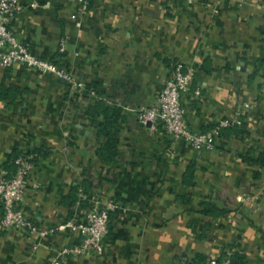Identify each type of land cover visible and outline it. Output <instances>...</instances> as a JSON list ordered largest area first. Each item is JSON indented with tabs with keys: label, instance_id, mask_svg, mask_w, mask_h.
<instances>
[{
	"label": "crops",
	"instance_id": "obj_1",
	"mask_svg": "<svg viewBox=\"0 0 264 264\" xmlns=\"http://www.w3.org/2000/svg\"><path fill=\"white\" fill-rule=\"evenodd\" d=\"M21 1L16 36L81 81H98L121 118L117 156L103 161L105 138L86 118L81 91L23 66L0 67V171L42 154L32 175L40 187L28 185L21 204L29 226L0 232V264H196L198 254L206 264L226 256L264 264V0H88L79 21L76 2ZM179 61L195 69L183 97L190 128L229 121L212 150L139 120ZM80 186L116 203L101 259L60 253L80 241L57 229L83 219ZM248 195L259 197L255 208L240 198Z\"/></svg>",
	"mask_w": 264,
	"mask_h": 264
},
{
	"label": "built area",
	"instance_id": "obj_2",
	"mask_svg": "<svg viewBox=\"0 0 264 264\" xmlns=\"http://www.w3.org/2000/svg\"><path fill=\"white\" fill-rule=\"evenodd\" d=\"M79 4V12L72 15L78 19L88 8V0H69ZM188 4H195L199 0H181ZM24 11L21 0H0V67L23 66L38 72L41 75H51L55 78H63L74 89L82 91L85 84L74 73L59 66L52 60H47L36 55L32 49L24 44L16 36L11 24L18 21ZM79 25V23L77 22ZM66 41L59 43V51L65 52ZM195 77V69L187 66L183 61L176 62L170 78L162 88L157 103L139 110V120L155 128L159 123L166 132L176 139L185 140L194 150L202 152L212 150L215 140L219 137L221 129L229 125V121L221 120L217 126L207 130L193 131L186 117V109L183 102L184 95L190 91ZM95 94L93 91L91 92ZM32 156H19L15 159L14 171L2 169L0 171V202L3 207V215L0 218V232H12L29 226L28 218L21 207L24 193L28 185L32 189L40 187L39 182L33 179L34 162ZM241 196L248 201L251 208L258 205L259 197L256 195ZM250 199V200H249ZM86 212L81 221L70 219L58 226L60 231H73L78 233V244L68 246L61 250L62 255L89 256L101 259L105 256L104 238L108 233L111 213L116 209V203L112 198L100 195H90L80 186L77 192L76 205L83 207ZM42 236L54 231L36 230ZM209 264H231L230 257L210 258ZM48 264H65L64 261L51 260Z\"/></svg>",
	"mask_w": 264,
	"mask_h": 264
},
{
	"label": "trees",
	"instance_id": "obj_3",
	"mask_svg": "<svg viewBox=\"0 0 264 264\" xmlns=\"http://www.w3.org/2000/svg\"><path fill=\"white\" fill-rule=\"evenodd\" d=\"M58 64L56 61H53ZM85 87L82 89L81 94L87 97L88 107L86 109V118L98 129V136L104 137L105 141L100 144L97 149V153L103 161H113L117 156V144H118V131H119V119L121 118V108L109 104L102 98L103 92L100 90L101 84L98 81H86ZM94 92L93 95L91 92ZM32 154L24 156H32L31 161L35 163L37 157L41 156L40 152H31ZM16 168L15 161L13 162ZM85 192L88 193L86 187ZM77 197L75 199V203ZM83 206H86L83 205ZM206 256L198 254L196 256V264H206Z\"/></svg>",
	"mask_w": 264,
	"mask_h": 264
},
{
	"label": "water",
	"instance_id": "obj_4",
	"mask_svg": "<svg viewBox=\"0 0 264 264\" xmlns=\"http://www.w3.org/2000/svg\"><path fill=\"white\" fill-rule=\"evenodd\" d=\"M58 81L59 82H62V83H66L67 81L65 80V79H63V78H58Z\"/></svg>",
	"mask_w": 264,
	"mask_h": 264
}]
</instances>
